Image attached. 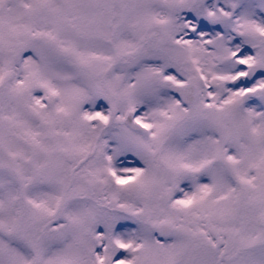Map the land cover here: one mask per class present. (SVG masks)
Here are the masks:
<instances>
[{"label":"snow or ice","instance_id":"snow-or-ice-1","mask_svg":"<svg viewBox=\"0 0 264 264\" xmlns=\"http://www.w3.org/2000/svg\"><path fill=\"white\" fill-rule=\"evenodd\" d=\"M0 264H264V0H0Z\"/></svg>","mask_w":264,"mask_h":264}]
</instances>
